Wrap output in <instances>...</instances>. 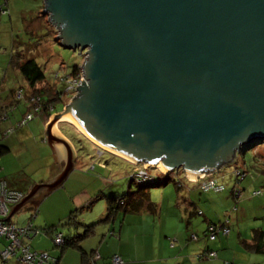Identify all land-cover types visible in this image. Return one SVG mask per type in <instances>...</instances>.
Wrapping results in <instances>:
<instances>
[{"label":"water","instance_id":"1","mask_svg":"<svg viewBox=\"0 0 264 264\" xmlns=\"http://www.w3.org/2000/svg\"><path fill=\"white\" fill-rule=\"evenodd\" d=\"M44 12L59 45L85 55L82 79L45 124L63 168L35 183L5 221L73 168V147L56 127L63 114L100 152L161 161L187 177L264 141V0H44Z\"/></svg>","mask_w":264,"mask_h":264},{"label":"rangeland","instance_id":"2","mask_svg":"<svg viewBox=\"0 0 264 264\" xmlns=\"http://www.w3.org/2000/svg\"><path fill=\"white\" fill-rule=\"evenodd\" d=\"M0 6L6 9V11L0 12V81L1 78H3L5 81L10 82L13 85L12 88L22 82L20 77H23L17 70L11 69L14 75L12 77H10V73L6 74V72H4L6 67L5 59L7 57L5 53L10 55L13 50L17 51L18 49V51L14 53V59H18V57H20L19 54L23 53L24 57L34 58L44 71L45 79L42 82H38L36 88L43 89L48 85L49 87L55 88L60 93L61 98L54 100L53 108L50 105L48 107L51 112L50 115L63 110L64 106L69 103V100L75 93V90L68 87L67 81L72 79L70 74L73 67H80L85 55L79 54L78 50L68 49L59 45L55 34V28L49 20L48 15L44 12V0H0ZM63 79L67 81H62ZM26 85L27 83L25 82L24 86ZM21 89L22 88H17L16 90ZM18 96L15 93V97ZM16 103L22 105L23 101L20 102V100H16ZM33 115L29 123H37L38 129H41L44 134L45 128L43 126V121L46 118L45 113L38 112L36 114L33 113ZM61 130L72 140L75 139V144L77 146V155L75 156L77 169L70 175L64 185L65 191L69 193V197L81 192L84 188L95 191V194H97L98 191H102L104 195L110 193L122 194L121 192L127 190H138L137 185L139 183H137L133 177H131L132 181L130 182L129 177L136 169L141 168L143 166L142 164L131 162L105 148H101L102 150L100 152L99 145L96 144L98 147L95 145L94 147L83 137H79V141H77V135L65 124L61 125ZM38 139L40 140V138ZM31 154L35 155V153ZM21 156L22 155H15L14 157H10L12 166L14 165L19 170L31 174V170L28 169V166H24L26 167L25 169L23 168L24 159H22ZM32 158L33 156L31 157V165L33 166ZM26 160L28 161L29 159ZM39 162H41V160ZM43 162H46L45 159ZM145 163L147 164L146 172L148 174L162 178L164 181L163 184L149 186L148 188L149 192L156 193L155 197L157 201H159L158 195L160 196L164 188L170 189L173 194V202H171V205H173L176 198H178V194L183 197L184 192L182 193V189H184V187H177L176 177H181L182 179L178 178L179 181L191 190L192 199L196 205L195 212L189 219V221H191V230L186 229V219L184 216L181 221L174 220V223L177 224L179 222L178 224L181 227L180 233L182 241L186 239L187 242H194V244L205 247L211 244L220 245L221 242L229 240L228 245H225L224 248L219 246L218 251H216V255L217 253L225 254L230 257L228 259H231L227 262H222V264H264V251L258 252L251 248H247L241 241L245 239L250 241L254 231L257 229L264 230V141L260 145L258 144L255 146L253 151L250 149L237 151L233 161L223 164L219 169L214 171V177L212 173L203 172V176L201 173L197 177L188 178L180 167L166 172L167 170L160 169L157 163L153 165H151L150 162ZM38 164L37 162L36 165ZM236 165L240 166L245 172V176L241 180H236L234 178ZM44 166H39L38 171H43L45 169ZM175 170H178L180 173H174L173 171ZM165 172L172 177L166 179V175H163ZM181 172L184 174L187 181L181 176ZM79 173L88 176V178L81 176ZM211 177L223 185V190L218 192L212 190H199L198 181ZM62 188L63 187H61V189ZM236 191L239 193L237 194ZM255 191H260V193L257 194ZM97 195L91 197L92 199L88 198L85 205L93 200L90 206L76 211L77 217L84 219L87 223H91L89 222L90 220H97L104 213L105 196L98 198ZM150 199L152 200L151 197ZM42 201L38 204L40 207L34 219L32 218L33 222L39 221L44 215L45 211L43 206H41ZM53 203H56V201ZM164 203L166 204V202ZM25 214L27 217L29 212L16 211L11 216V220H17L20 223L24 220ZM144 216H146V219H144L143 222V216H140L141 222L136 223L134 221V224L124 222L125 226L131 231L145 233L151 231L158 232L163 226H165V228L167 227V229L173 226V218H171L170 214H166L165 209L163 210V219L158 217V215L156 217ZM45 218H48V220L51 219L47 213L43 216V220ZM208 220L212 221V223L228 220V233L224 234L220 231L215 235L214 239H209L208 232L205 231L207 227L206 221ZM164 222L166 225H164ZM151 225H153V227ZM63 226L64 222L61 223L60 227L63 228ZM100 227V223L97 224L96 228L98 233H100ZM116 229H118V226ZM40 232L43 233L44 230L40 229ZM127 233L129 234V232ZM89 238H87V240H89ZM169 240L170 238H168L167 243H169ZM167 254V249H165L163 257ZM173 259L174 258H165L166 261H172ZM203 259H205V261L216 260L217 256ZM159 260L161 261L162 259Z\"/></svg>","mask_w":264,"mask_h":264},{"label":"crops","instance_id":"3","mask_svg":"<svg viewBox=\"0 0 264 264\" xmlns=\"http://www.w3.org/2000/svg\"><path fill=\"white\" fill-rule=\"evenodd\" d=\"M5 55L7 57L5 59L6 67L4 72H6V74L10 73V77H12L14 75L11 69L17 70L18 72L20 71L17 67H14L10 64L11 53L10 55L5 53ZM20 75L22 76L21 73ZM20 79L22 82L14 88H12L13 85L10 82L5 81L3 78H1L0 81V111L4 114L3 115L0 113V146L4 145L7 148V150H5L4 152H0V179L5 180V182L7 183L6 185L9 188L19 189L22 190V192H28L35 183L47 182V180L57 175L63 168L65 160L64 158L59 159V163L58 161H55L52 155V148L45 141V131L43 134L42 130L38 129L39 127L37 123L33 124L27 122L26 124L21 126L16 125V123H18V121L23 117L25 113L32 110L27 99L28 95L32 93L33 89H36V85L34 87L30 86L24 79V77H20ZM25 82L27 83L26 86H24ZM17 88L22 89L16 90ZM15 93L17 94V96L19 94V96L15 97ZM16 100H20V102L23 101V104L20 105V103H16ZM48 120L49 118H45V120L43 121L44 128ZM64 124L70 127L77 135V141H79V137H83L85 140L89 141L92 146L95 145L96 147H98L76 126L71 124L69 121L62 120L60 118L56 122L57 130L66 139H68L71 146L73 147L75 156L77 155V146L75 144V139L72 140L61 130V125ZM11 127H14L12 133L8 136H5L6 130ZM38 138H40V140ZM31 153H35V155H32ZM15 155H22L21 158L24 159L23 168L25 169L26 167L24 166H28V169L31 170V174H28L23 170H19L14 165L12 166L10 157H14ZM32 156L33 166L31 165ZM26 159L29 160L27 161ZM44 159L46 162H43ZM40 160L41 162H39ZM37 162L39 163L38 165H36ZM39 166H44L45 169L39 172ZM76 169L77 164L74 160L73 168L69 171L68 175L59 186L47 192L46 194H44V196L42 195L43 197H41V199L31 200L29 203L23 205L20 209L17 210L29 212L27 217L25 214V218L23 221L19 223L17 220H11L10 218L9 222H12L16 226L20 227L25 225L28 221H31L32 226L37 229L55 226L60 232L63 233L64 230L67 231V234H72L71 236H74L76 232L82 233L84 228L82 226H79L77 230H74L71 226H66V224L63 226V228L60 227L61 223L65 222L67 220V217L72 215L77 221L81 222L82 224L92 225L91 231L84 237L79 238L74 245H69L64 248L55 246V244L52 242V235L48 233L38 232L33 236L23 238L24 240L22 239L24 244L29 246L31 250L47 251L56 258L57 264H88L92 254H94L95 252L101 255V259L97 261V264H114L111 261L114 254H117L121 258H123L124 262L122 264H222V262L231 260L228 259L230 258L228 257V255L221 253H217L216 260L205 261V259H198L197 257V254L201 253L207 248L214 250L215 252L218 251L219 246H222L224 248L225 245H228L229 240H226V242H221L220 245L211 244L206 245L205 247H202V245L194 244V242H187L186 239L185 241H182V236L180 233L181 227L178 224L179 222L176 224L174 223V220L181 221L182 218L185 217V227L187 230H191V221H189V219L195 212L194 210L196 207L195 202L192 199L190 188L185 187V184L183 185L182 182L178 183L176 181V185L180 188L184 187V189H182V193L184 192L183 197H181L182 195L178 194V198H176L173 205H171V202H173V194L171 193L170 189L164 188L162 189L160 196L158 195L159 201H157L155 197L156 193L149 192V196L156 204V209L154 211L147 210L145 203L137 211H134L130 208V206H127L126 209L120 208L119 210H117L112 220L109 221L105 220L104 218L106 213L107 196L111 193L108 195H104L102 191H98L97 195L95 194V191H91V189L89 188H84V190L76 193L74 196H68L69 193L65 191L64 185L70 175H72V173L76 171ZM80 175L84 176L83 174ZM212 175L214 176V172H212ZM84 177L88 178V176ZM61 187H63V190L61 189ZM38 194L39 191L36 192L33 197L38 196ZM96 195L98 196V198L101 196H105V210L97 220H90L89 222L91 223H87L84 219L77 217L76 211L90 206L93 200L90 201L89 204L85 205L88 198ZM41 201V206H43L45 211L44 215L47 213L51 217V219L48 220V218H45L43 220V215L39 221L33 222L34 216L36 215V212L40 207L38 206V204ZM55 201L56 203H53ZM164 202H166V204ZM12 206L9 207V210ZM164 209L166 211V214H170L171 218H173L172 228L167 229V227L165 228V226H163L158 230V232L151 231L145 233L131 231L125 226L124 222L130 224H134V221L136 223L141 222L140 216H143V222L144 219H146V216L144 215L151 217H156L158 215V217H161L163 219ZM211 222L212 221L210 220L206 221L207 224ZM99 223L101 226L100 233L97 232L96 228L97 224ZM164 225H166L165 222ZM117 226L118 229H116ZM151 226L153 227V225ZM127 232H129V234ZM87 238H89V240H87ZM168 238H170L169 243H167ZM241 241L242 243H244L243 241L249 243L248 239ZM6 243V238L4 236H0V251L4 248ZM165 249H167L168 254L163 257ZM165 258L174 259L172 261H166ZM159 259L162 260L160 261ZM0 264L23 263L18 262L12 258L2 260L0 257Z\"/></svg>","mask_w":264,"mask_h":264},{"label":"trees","instance_id":"4","mask_svg":"<svg viewBox=\"0 0 264 264\" xmlns=\"http://www.w3.org/2000/svg\"><path fill=\"white\" fill-rule=\"evenodd\" d=\"M0 7H1V9L3 11H6V9H3L2 6H0ZM17 51H18V49H17ZM17 51H15V50L12 51V53L10 55V64L12 66L17 67L19 69L20 73L22 74V76L28 82V84L30 86L34 87L38 82L44 81L45 75H44V71H43L41 65H39L36 62V60L34 58H32V57H24L23 53L19 54L20 57H18V59H14V57H15L14 53L17 52ZM79 72H80V67L79 66H74L70 76L71 77H75ZM64 80H66V79H63L62 81H64ZM36 89H33L32 93H30L28 95V99H27L29 101V103H30L32 111H28L27 113H25L23 115V117L16 124L17 126H21V125H24L27 122H29L34 116L33 113L36 114L38 112L39 113L43 112V113H45L46 119H47L48 115H50V113H51L50 110L48 109L49 105L53 108L54 100L61 98L60 93L55 88L49 87L48 85H47V87H45L43 89H39V88L37 90ZM28 113H31L32 116L30 118H28V119H25V115L28 114ZM13 128L14 127H11L8 130H6L5 136L10 134L12 132ZM261 143H263V141L260 142L258 139H254L251 142H248L247 144H244L240 148L239 151H241V150L245 151L246 149H250V150L253 151L255 149V146H257L258 144L260 145ZM5 150H7V148L4 145H1L0 146V152H4ZM236 170H240L241 172H244V170L241 169L240 166H238V165L235 166V171ZM173 172L174 173H178V174L180 173V172H178V170H175ZM181 174H182L181 176L185 178V176H184V174L182 172H181ZM163 175H166V179H170V177H172V176H170V174H163ZM152 176L156 180L154 183H145V184L139 183L137 185V189L138 190H136V191L127 190L126 192H124L122 194L111 193L110 195H108L107 196L106 213H105V218L104 219L105 220H109V221L112 220V218L114 217V215L117 212V210H119L120 208L126 209L127 206H130L131 209H133L134 211H137L144 205V203H145V206H146L147 210L154 211L156 209V204H155V202H153L150 199L148 188H149V186H155V185L163 184L164 181H163L162 178H158V177H156L154 175H152ZM213 177L210 178V179H214ZM178 178L176 177V181L178 183H180L179 179L181 177L179 179ZM234 178L236 180H238V176H236L235 173H234ZM129 179H130L129 181L131 182L132 178L129 177ZM206 179L208 180V178H206ZM0 180L4 181L5 188L7 190L20 191L23 195L26 194V192H22V190L9 188L6 185L7 183L5 182V180H3V179H0ZM185 181H187L186 178H185ZM130 182H129V184H130ZM216 183L220 184L217 181H216ZM199 184H200V181H198V185ZM199 190L208 191V190H203L200 187H199ZM209 190H212V189H209ZM212 191H214V190H212ZM214 192H218V191H214ZM10 206H12V205H9V207ZM200 214H201V212H200ZM224 222H225V220L224 221H220L219 223H212V222L208 223L205 231H207L208 235H209V233H210L208 231L209 226H211V225L219 226V225L223 224ZM28 224H32L31 221H28L25 225L20 226V227H24V226H26ZM65 224L68 227L71 226L74 230H77V228L79 226H82L84 229H83L82 233H77L76 232V234L74 236H71L72 234H70V235L67 234L66 233L67 231H64V230H63V233L60 232L55 226L46 227V228L42 229V230H44L43 233H48L50 235H52L55 232H60L62 234L63 243H62V245H59L58 247H61V248L67 247L69 245H74L79 238L84 237L87 233H89L91 231V226H92V225H84V224H82L81 222L77 221L75 219V217H73L72 215L67 217V220L64 222V225ZM228 228H229V226H228ZM38 230L40 231V229H38ZM263 235H264V230L257 229V230L254 231L253 237L249 241V243H246L245 241H243V242L245 243V246L247 248H251L254 251L262 252V251H264V237H263ZM214 238H215V236H214ZM7 243H8V241H7ZM33 251H35V250H33ZM36 252H41V251H36ZM211 252H214V254L211 255L210 254ZM95 253H97V252H95ZM94 254H92L88 264H90V262L93 260V255ZM97 254L99 255V257L94 260L93 264H97V261H99V259H101V255L99 253H97ZM114 255H117V254H114ZM216 256H217L216 252L214 250H211V249H208V248L206 250L202 251L201 253L197 254L198 259L212 258V257H216ZM122 260H123V258H122ZM123 262H124V260H123Z\"/></svg>","mask_w":264,"mask_h":264},{"label":"built area","instance_id":"5","mask_svg":"<svg viewBox=\"0 0 264 264\" xmlns=\"http://www.w3.org/2000/svg\"><path fill=\"white\" fill-rule=\"evenodd\" d=\"M1 11L3 12L0 7V12ZM71 78V80L67 81L68 87L72 90H76L77 85H79L80 80L82 79L81 70L75 77ZM31 116L32 114L28 113L25 115V119H28ZM142 167L136 169L130 177H133L137 183H154L156 181L155 178L146 172L147 164H143ZM234 173L238 176V180L245 176V173L240 170H236ZM203 175L204 173H202V176ZM200 180L199 187L203 190L212 189L214 191H220L223 189V185L217 184L215 179L208 178L207 180L204 178ZM238 193L239 192H237V194ZM255 193L259 194L260 191H255ZM22 197L23 194L20 191L7 190L5 188L4 181L0 180V236H4L8 241L5 247L0 251L1 259L6 260L12 258L16 261L22 262L23 264H57L56 258L47 251H33L22 241L23 238L33 236L40 232L37 228H34L32 224H28L24 227H18L14 223L4 220V217L9 211V205L18 203ZM227 224L228 220L219 226H209V238L213 239L220 230L224 234L228 233L229 228ZM52 241L56 246L62 245V234L60 232L53 233ZM210 254L212 255L214 252H211ZM98 257L99 255L95 253L90 264H93L94 260ZM111 261L114 264H121L123 262L122 258L118 255H113Z\"/></svg>","mask_w":264,"mask_h":264},{"label":"bare ground","instance_id":"6","mask_svg":"<svg viewBox=\"0 0 264 264\" xmlns=\"http://www.w3.org/2000/svg\"><path fill=\"white\" fill-rule=\"evenodd\" d=\"M62 119L71 122V123L74 124V125L80 130V131H82L83 133H85V132L82 130V128H81V127H80V126H79V125L73 120V118L71 117V115H70L69 113H67V114H63V115H62ZM85 134H86V133H85ZM86 135H87V134H86ZM87 137H89L90 140H93L92 137H90L89 135H87ZM93 141H94V140H93ZM94 142H95V141H94ZM107 150H109V151H111V152H113V153H115V154L121 156L122 158H125V159L131 161V162H136V159H135L133 156L129 155V154H125V153L119 152V151H117V150H110L109 148H108ZM148 163H149V162H148ZM157 164H158V167H159L160 169L167 170V166L164 165L161 161H159ZM187 174H188V178H189V177H195V176H196L195 174H197V173L194 172V171H191V172H187ZM236 192H237V191H236Z\"/></svg>","mask_w":264,"mask_h":264},{"label":"clouds","instance_id":"7","mask_svg":"<svg viewBox=\"0 0 264 264\" xmlns=\"http://www.w3.org/2000/svg\"><path fill=\"white\" fill-rule=\"evenodd\" d=\"M74 94H75V93H74ZM140 164L143 165V164H146V163L144 162V163H140ZM209 173H212V172H209ZM163 174H167V173L165 172V173H163ZM150 175H151V174H150ZM186 177H187V176H186ZM211 178H212V177H211ZM23 196H24V195H23ZM8 213H9V211H8ZM8 213H7V215H8ZM7 215H6V216H7ZM6 216H5V217H6ZM5 217H4V218H5ZM4 220H5V219H4Z\"/></svg>","mask_w":264,"mask_h":264}]
</instances>
